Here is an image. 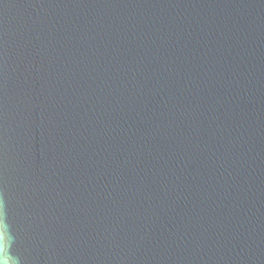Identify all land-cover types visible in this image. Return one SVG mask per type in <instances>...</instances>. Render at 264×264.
<instances>
[{
  "label": "water",
  "instance_id": "water-1",
  "mask_svg": "<svg viewBox=\"0 0 264 264\" xmlns=\"http://www.w3.org/2000/svg\"><path fill=\"white\" fill-rule=\"evenodd\" d=\"M0 264H264V0H0Z\"/></svg>",
  "mask_w": 264,
  "mask_h": 264
},
{
  "label": "clouds",
  "instance_id": "clouds-1",
  "mask_svg": "<svg viewBox=\"0 0 264 264\" xmlns=\"http://www.w3.org/2000/svg\"><path fill=\"white\" fill-rule=\"evenodd\" d=\"M0 209H3V201L2 200H0ZM12 264H19V259L18 258H15L12 261Z\"/></svg>",
  "mask_w": 264,
  "mask_h": 264
}]
</instances>
